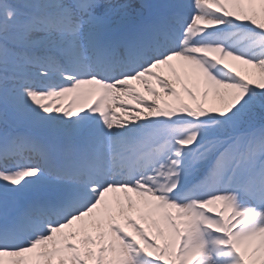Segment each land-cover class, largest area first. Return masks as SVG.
<instances>
[{
    "label": "snow or ice",
    "instance_id": "6c2138e0",
    "mask_svg": "<svg viewBox=\"0 0 264 264\" xmlns=\"http://www.w3.org/2000/svg\"><path fill=\"white\" fill-rule=\"evenodd\" d=\"M0 264H264V0H0Z\"/></svg>",
    "mask_w": 264,
    "mask_h": 264
}]
</instances>
